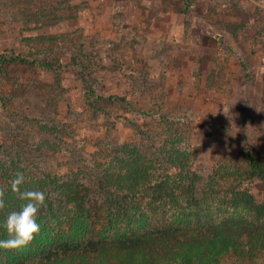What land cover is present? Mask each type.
<instances>
[{"label": "rangeland", "instance_id": "1", "mask_svg": "<svg viewBox=\"0 0 264 264\" xmlns=\"http://www.w3.org/2000/svg\"><path fill=\"white\" fill-rule=\"evenodd\" d=\"M69 1L41 27L0 20V58L31 53V58L48 62L61 60L52 70L32 65L0 69V143L10 141L7 130H25L22 135L36 140L28 118L40 117V125L56 126L53 130L66 134L78 156L107 162V155L96 154L110 142L137 143L139 131L161 141L167 124L139 111L150 110L164 112L172 120L168 125L186 136L194 148V167L203 177L214 170L221 175L224 170L218 168L231 165L250 146L261 145L260 0ZM73 54L89 69L86 81ZM88 87L102 98L125 101L96 100ZM69 171L63 167L62 174ZM223 176L230 181L226 188L231 186V177ZM245 187L264 203L262 180H248ZM211 206L217 213L227 209ZM222 264H264V258L255 263L228 258Z\"/></svg>", "mask_w": 264, "mask_h": 264}, {"label": "trees", "instance_id": "2", "mask_svg": "<svg viewBox=\"0 0 264 264\" xmlns=\"http://www.w3.org/2000/svg\"><path fill=\"white\" fill-rule=\"evenodd\" d=\"M66 5L69 0H0V20L37 28ZM32 55L2 57L0 69L52 70L61 61ZM72 57L86 81L85 62L78 54ZM87 89L96 100L125 101ZM139 111L159 117L168 130L158 143L157 136L139 131L137 143L106 144L96 155H107V162L78 156L66 134L40 125V117L28 118L36 129L29 131L39 136L34 141L22 135L25 130H7L10 141L0 143V192L6 201L0 219L21 203L11 190L18 171L25 177L22 190L44 192L47 206L40 214V234L26 247L0 248V264H222L228 258L236 263L264 258V203L245 187L255 178L264 182V133L259 147L250 146L244 156L231 158V165L218 168L221 175L214 170L203 177L194 167L193 146L168 125L172 120L164 112ZM62 155L68 159L59 160ZM63 167L70 169L67 175ZM223 174L231 177L227 188ZM214 204L227 209L217 213Z\"/></svg>", "mask_w": 264, "mask_h": 264}, {"label": "clouds", "instance_id": "3", "mask_svg": "<svg viewBox=\"0 0 264 264\" xmlns=\"http://www.w3.org/2000/svg\"><path fill=\"white\" fill-rule=\"evenodd\" d=\"M24 183V174L18 171L11 180V190L18 194L21 203L0 219V229L6 233V238L0 239L2 249L26 247L40 234V214L47 206V198L42 191L22 190ZM5 207L6 201L0 192V210Z\"/></svg>", "mask_w": 264, "mask_h": 264}, {"label": "built area", "instance_id": "4", "mask_svg": "<svg viewBox=\"0 0 264 264\" xmlns=\"http://www.w3.org/2000/svg\"><path fill=\"white\" fill-rule=\"evenodd\" d=\"M259 5H260L261 7H264V0H260V1H259Z\"/></svg>", "mask_w": 264, "mask_h": 264}]
</instances>
